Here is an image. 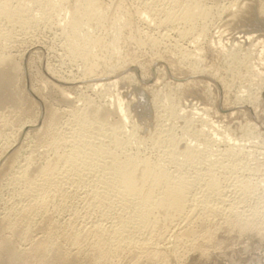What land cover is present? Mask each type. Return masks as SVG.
Segmentation results:
<instances>
[{
  "label": "rangeland",
  "instance_id": "rangeland-1",
  "mask_svg": "<svg viewBox=\"0 0 264 264\" xmlns=\"http://www.w3.org/2000/svg\"><path fill=\"white\" fill-rule=\"evenodd\" d=\"M46 1L42 0L43 5H28L30 9H27L25 23L27 20L29 22L25 26L9 24L6 19L0 18L1 51L10 56L16 65L10 93L16 95L13 93L9 96L8 106L4 104L6 106L0 108V264H8L10 246L12 250L16 248L19 255L23 254V262L17 264H65L67 260H62V254H68L66 256L72 260L69 264H96L99 261L100 264H264V0H180L178 3L174 0H101L106 8L102 15H107L104 16L103 25L86 23L81 31V34H85L88 30L86 34L91 32L90 35L101 42L92 48L95 58L93 56L87 64L83 57L74 54L63 33L68 21L66 19L71 16L68 11L70 6L80 0ZM58 1V4L63 2L61 6H56ZM118 1L121 2L117 4ZM120 4L121 9H117ZM188 8L193 9V17L189 23H183L180 17ZM122 17L131 19L128 18L132 29L120 28L125 20ZM97 25L100 27L97 28ZM233 50L238 51V60L229 54ZM92 63L95 64V72L86 73V66L94 67ZM109 81L115 82L108 84ZM91 82L99 85L90 87ZM65 96L70 103L64 100ZM118 103H121L127 119L124 133L120 135L121 148L116 149L117 153L140 156L154 163L156 161L169 173L175 172V175L187 180L191 177L188 181L193 180L188 195L191 207H187L186 215L188 213L192 219H189L190 226L195 230V236H191L188 241L176 237L178 228L166 232L162 226H159L160 229L156 226V231L155 228L146 227L140 232L136 231L134 243L128 244L129 247L122 244L124 247L121 245V250L118 248L116 251L114 247L110 250L111 242L114 243L111 228L117 225V219L112 217L121 211L120 200L114 192L106 191L105 196H101L105 186V183L101 184L104 182L101 171L84 172L86 176L73 177L70 182L56 181L55 188L58 186L61 189L52 188L55 192L51 189L52 196L49 199L52 200H47L48 204L51 202L47 204L49 208L44 206L48 210L41 205L34 206L35 209L29 208L31 212L29 209L24 212L27 208L20 209L26 204L24 200L19 203L17 197L24 185L17 181L15 184L11 179L18 163H23L26 158L35 162H29L30 167H41L55 154L69 151L74 146L72 139L75 137L79 141L75 136L79 126L74 115L92 104L105 106L112 111ZM171 107H174L175 112L171 111ZM53 111L59 116L50 127L51 131L48 124L51 122L49 114ZM117 119V114L113 113L109 122ZM99 128L91 126L87 129L93 131L91 141H97V133L103 132ZM50 136L55 137L53 139ZM235 143L238 148L232 153L229 147ZM187 145L195 151L193 160L183 156ZM211 177L218 184L219 193H223L227 199L225 205L217 203L218 196L207 190L205 184ZM97 195L99 198L96 199ZM202 197L207 200V204L211 200L209 209L218 204L216 209H204ZM231 201L237 207L243 206L247 213L258 207L257 220L261 228L241 229L235 222L234 213L226 205ZM102 213H105L103 219ZM7 223H15L18 227L14 226L12 230L7 227ZM184 223L181 221L179 227ZM27 225L30 226L28 233ZM102 225L109 232L105 234ZM54 226L59 229H54ZM89 226L91 229L98 226L99 231L97 227L92 231ZM71 227L74 236L79 234L81 238L79 244L69 240L73 237ZM58 232L67 235L64 233L60 237ZM86 235L89 238L84 237ZM41 238L59 248L49 253L53 254L52 257L46 255L48 261L45 259L43 263L37 259L40 257L34 253L32 246ZM100 240L104 247H110V252H115L106 253L101 258L103 261H97L100 257L95 251L96 246L93 247ZM138 240L141 241L139 245ZM80 246L83 249L77 248ZM130 250L133 252L130 253ZM150 256L152 259L148 261Z\"/></svg>",
  "mask_w": 264,
  "mask_h": 264
},
{
  "label": "bare ground",
  "instance_id": "bare-ground-1",
  "mask_svg": "<svg viewBox=\"0 0 264 264\" xmlns=\"http://www.w3.org/2000/svg\"><path fill=\"white\" fill-rule=\"evenodd\" d=\"M48 1V0H47ZM46 1V2H47ZM57 1V0H56ZM64 1V0H63ZM175 2H179L180 0H174ZM42 0H0V18L6 19L8 21L9 24H26L27 22H29L27 20V22L25 23L28 15H27V9L32 5V4H41ZM118 1L117 4H119ZM44 3V2H42ZM49 3V2H48ZM54 3V2H53ZM59 1L56 3L58 4ZM63 3V2H62ZM61 1L60 4L56 5V4H51L52 6L56 5V6H61L62 5ZM75 3V2H74ZM73 3V4H74ZM31 4V5H30ZM28 5H30L28 7ZM43 5V4H41ZM45 5V4H44ZM102 4L101 0H80L79 2L77 1L74 5H71L69 10V14L71 15L69 19H66L68 21H66V27H63L64 30V37L67 36L66 39H68V41L65 39V41H67V43L69 42V47L74 51V54L76 55H80L81 57H83V59L87 62L91 61L92 57L94 56V51L92 52V48L99 45V43H101L99 40V38L96 39V37H92V33L90 32L89 34H86L87 31H85V34H81L82 27L85 26L84 24L86 23H94L96 24H102L104 22V16L107 17V15H102L104 14V10L106 9ZM152 5V4H150ZM38 6V5H37ZM113 6V5H112ZM121 4L118 5L117 9H121L120 8ZM171 6V5H170ZM47 7V6H46ZM66 7V5L64 6ZM69 7V6H68ZM58 8V7H56ZM55 8V9H56ZM109 8V7H108ZM107 8V9H108ZM111 8H115V7H111ZM124 8V7H123ZM30 9V8H29ZM40 9V8H39ZM47 9V8H46ZM53 9V8H52ZM61 9V8H60ZM187 9V8H186ZM189 10L183 13V15L180 17V19H182V22L186 23L188 22L192 17H193V9L191 10V8H188ZM116 10V9H114ZM63 11V10H62ZM106 11V10H105ZM120 11V10H119ZM51 12V11H50ZM113 12V11H112ZM117 12V10L115 11ZM125 12V11H124ZM164 12V11H163ZM202 12V13H201ZM56 13V12H55ZM59 13V12H58ZM106 13V12H105ZM143 13V12H142ZM150 13V12H149ZM201 14H203V11H200ZM199 13V14H200ZM49 14V13H48ZM109 14V13H108ZM141 14V13H140ZM147 14V13H146ZM169 15H172V13H167ZM195 14V13H194ZM67 15V14H66ZM115 15V14H114ZM126 15V14H125ZM124 15V16H125ZM142 15V14H141ZM144 15V14H143ZM165 15V14H164ZM168 15V16H169ZM61 17V16H60ZM126 17V16H125ZM125 17H122L123 19ZM143 17V16H140ZM195 17V16H194ZM52 18V17H51ZM129 18V17H128ZM128 18H125L124 21H122V25L120 26V28L123 26L127 27L128 29L131 28V22ZM29 19V18H28ZM58 19V18H57ZM109 18H106V20H108ZM120 19V18H118ZM122 19V20H123ZM166 19V18H165ZM164 19V20H165ZM170 19V18H169ZM47 20V19H46ZM143 20V19H142ZM145 20V19H144ZM143 20V21H144ZM112 21V19H111ZM147 21V20H146ZM145 21V22H146ZM181 21V20H180ZM110 23V20L108 21ZM113 22V21H112ZM111 22V23H112ZM170 22V21H169ZM106 23V22H105ZM110 23V24H111ZM115 23V22H114ZM161 23V22H160ZM163 23V22H162ZM189 23V22H188ZM87 24V25H88ZM100 24V25H101ZM113 24V23H112ZM158 24V23H157ZM22 25V26H23ZM64 25V24H62ZM100 25H97L96 27H100ZM103 25V24H102ZM114 25V24H113ZM160 25V24H159ZM185 25V24H184ZM25 26V25H24ZM2 27V26H1ZM89 27L91 28V26L89 25ZM95 27V26H94ZM95 27V28H96ZM119 27V26H118ZM11 28V27H10ZM84 28V27H83ZM88 28V27H87ZM125 28V29H127ZM134 28V27H133ZM66 29V30H65ZM132 29V28H131ZM130 29V30H131ZM2 30V29H1ZM100 30V29H99ZM120 30V29H119ZM62 31V30H61ZM193 31V30H192ZM198 31V30H197ZM205 31V30H204ZM184 32V31H183ZM201 32H203L201 30ZM200 32V33H201ZM11 33V32H10ZM117 33V32H116ZM198 33V34H200ZM91 34V35H90ZM4 35V34H3ZM101 35V34H100ZM188 35V34H187ZM7 37V36H4ZM161 37V36H160ZM158 37V38H160ZM199 37V36H198ZM201 37V36H200ZM11 38V37H10ZM9 39V38H8ZM116 39V38H115ZM133 39V38H132ZM141 39V38H140ZM139 39V40H140ZM147 39V37H146ZM134 41V40H133ZM161 41V40H160ZM218 44V43H217ZM216 44V45H217ZM141 45V44H140ZM220 45V43H219ZM68 46V45H67ZM10 47V46H9ZM233 47V46H232ZM220 48V47H219ZM2 50L1 46H0V51ZM101 50V49H100ZM241 50V49H240ZM113 51V50H112ZM234 51V50H233ZM238 51H234L232 53H229L231 55V57L233 59H237L238 58ZM113 53V52H112ZM6 54V53H5ZM10 55V54H9ZM79 56V57H80ZM98 56V55H97ZM194 56V55H193ZM95 58V56L93 57ZM100 58V57H99ZM80 59V58H79ZM241 59V58H240ZM97 60V59H96ZM238 60V59H237ZM93 62V61H92ZM241 62V61H240ZM15 63V62H14ZM13 63L12 59L10 58V56L8 55H4V52L2 53V51L0 52V108L2 109L3 107H5L9 100V96L11 97V95H13V93L10 95V93L12 92L11 88L13 87V82L15 79V64ZM91 63V62H90ZM106 63V62H105ZM94 64V63H92ZM90 65V64H89ZM97 67V66H96ZM113 67V66H112ZM87 68V72L86 73H94L96 68H95V64L94 67L93 65L90 66H86ZM86 70V69H85ZM84 71V70H83ZM83 73V72H82ZM85 73V74H86ZM107 80V79H106ZM97 81V80H95ZM117 81V80H116ZM72 82V81H71ZM75 82V81H74ZM110 83L108 84H114L115 81H109ZM92 83V82H91ZM107 84V85H108ZM99 83H92L89 84L90 87L92 86H98ZM104 84H101V86H103ZM180 85V84H177ZM176 85V86H177ZM87 86V85H86ZM106 86V85H105ZM93 89V88H92ZM14 91V90H13ZM62 91V90H61ZM65 91V90H64ZM17 93V92H16ZM64 93V92H63ZM67 93V92H66ZM15 94V93H14ZM65 94V93H64ZM16 95V94H15ZM18 95V94H17ZM12 96V100H13ZM17 99V97H15ZM65 98L64 100L67 101L68 103H70V100L68 101V98L65 96L63 97ZM11 99V98H10ZM11 100V101H12ZM16 102V101H15ZM12 103V102H11ZM19 103V102H18ZM91 103V102H90ZM4 104H6L4 106ZM16 104V103H15ZM121 104V103H120ZM118 103L117 107L113 108V110H109L108 108L104 107H100V106H94L89 105L87 108L85 106V110L83 109L81 114L77 113L76 115H74V113H71L75 116V120H77L78 122V131L76 130V135L79 138V141L75 140V137L72 139L74 146H72V148H70L69 151H65L64 154H62L63 152H61V154L59 155V153H57V155L55 154L54 157L50 158L47 160L46 164L39 167V166H33L30 167L31 164L29 162V159L25 158V161L23 159V163L22 161L18 163L17 165V169L12 173L11 175V179L15 182H19L22 183L24 186L22 187V190H20L19 195L17 196L19 199V203L20 201H25L26 204L21 206V210H23L22 208H27V210L24 209L25 211H28V209L30 208H34V206L36 205H41V207L46 206L47 208H49L47 206V200H52V198L49 199L50 194H51V189L54 188V190H56V188L58 186L55 185L56 181H69L71 179V181L74 179L73 177H80L82 174L85 175L88 173H94L95 171H101L104 174V182L105 186H101V190L102 191V195H104V193L107 192H114L113 194H116L117 198H119L120 202H119V208H120V213H117V215H115V220L117 219V225L113 226V221L111 222V227L113 226V229L111 231L112 234V247H114L113 249H117L122 248L121 245L122 244H127V246L129 247V245L131 243H134V235H136V231L142 230V228H146L148 229V227L150 229L155 228L156 226H162V228L164 229V231H173V229L178 228L177 235L176 237H179L181 239H191V236H195V230H193L190 226V219L191 217L188 216V213L186 215V210L187 207H191L189 206L188 200H189V193L191 191V186L192 183L191 181H188L186 178H184L183 176H177V174L175 175L174 173L172 174V172H168L167 169H165L164 166L160 165V163H157L155 161L151 162L150 160H148L147 158H140L135 156V155H121L120 153H117L116 149L121 148V140L120 139V135L122 133H124L123 131V127L125 124V120L127 119V115L126 113L122 110L121 105ZM96 105V104H95ZM3 106V107H2ZM8 106V105H7ZM17 106V105H16ZM66 108V107H65ZM15 109V108H14ZM78 109V108H77ZM76 109V110H77ZM4 110V109H3ZM6 110V109H5ZM75 110V111H76ZM17 111V110H16ZM66 111V110H65ZM171 111L175 112L174 107H171ZM1 112V111H0ZM10 112V111H9ZM8 112V113H9ZM3 113V112H2ZM13 113V112H12ZM17 113V112H16ZM117 114L118 119L114 122H109V117L111 116V114ZM193 113V112H192ZM50 115V125L48 124L49 128L57 121L58 119V113L56 111H53ZM72 115V116H73ZM6 116V115H5ZM194 118V117H193ZM5 126V125H4ZM47 126V127H48ZM55 126V125H54ZM92 127H100L99 129H103V132L101 130V133L99 131V133H97V137L96 140L91 141V137H92V133L93 131L87 130L90 129ZM107 126V127H104ZM90 127V128H88ZM42 128V127H41ZM77 129V128H76ZM95 129V128H94ZM44 130V129H43ZM48 130V129H47ZM51 130V128H50ZM109 130V131H108ZM1 131V130H0ZM52 131V130H51ZM108 131V132H107ZM49 132V131H47ZM127 132V131H126ZM54 133V132H53ZM47 134V133H46ZM57 134V133H56ZM89 134H91V136H89ZM1 135V133H0ZM49 136V135H48ZM52 136V135H51ZM50 136V137H51ZM40 137V136H39ZM55 137V136H54ZM54 137H51L54 139ZM102 137V138H101ZM61 139V138H60ZM59 139V140H60ZM107 139V140H105ZM51 140V139H50ZM58 140V139H57ZM56 140V143H57ZM62 140V139H61ZM49 141V140H48ZM53 142V141H51ZM60 142V141H59ZM63 142V141H62ZM230 142V140L228 141ZM49 143V142H48ZM50 144V143H49ZM55 144V142H54ZM53 144V146H54ZM62 144V143H60ZM64 144V142H63ZM66 144V143H65ZM113 144V145H112ZM52 145V144H51ZM126 145V144H125ZM52 146V147H53ZM68 146V145H67ZM114 146V147H112ZM240 146V145H239ZM51 147V146H50ZM55 147V146H54ZM53 147V148H54ZM60 147H62L60 145ZM57 148V147H56ZM232 150V153L235 152V149L238 148V145L233 144L232 146L229 147ZM228 148V149H229ZM60 149V148H59ZM58 149V150H59ZM47 150V149H46ZM58 150H56L58 152ZM237 151V150H236ZM173 152V151H172ZM194 149H192L190 146H185V151L183 156H185L187 159H192L194 157ZM175 155V154H174ZM172 156V155H171ZM28 157V156H27ZM30 157V156H29ZM184 157V158H185ZM20 158V156L18 157ZM32 158V157H31ZM30 158V159H31ZM18 160V159H17ZM171 160V158H170ZM193 160V159H192ZM16 161V160H15ZM13 161V162H15ZM189 161V160H188ZM191 161V160H190ZM33 162V161H32ZM169 162V161H168ZM167 162V163H168ZM35 162H33L32 164H34ZM12 164V163H11ZM192 165V164H191ZM14 168V167H12ZM176 169V168H175ZM201 169V168H200ZM198 170V169H197ZM196 170V171H197ZM204 170V169H203ZM174 171V170H173ZM213 171V170H212ZM85 172V173H84ZM177 172V171H176ZM181 172V171H180ZM203 172V171H202ZM209 172V171H208ZM97 173V172H96ZM199 173V172H198ZM201 173V172H200ZM197 174V173H196ZM100 174H98L99 176ZM198 175V174H197ZM196 175V176H197ZM72 178H71V177ZM86 176V175H85ZM195 176V175H194ZM202 176V175H201ZM207 176V175H205ZM10 177V175H9ZM103 177V175H102ZM97 178V177H95ZM101 178V177H100ZM208 178V177H207ZM10 179V180H11ZM87 179V178H86ZM99 179V178H98ZM97 179V180H98ZM196 179V178H195ZM197 180V179H196ZM94 181V180H93ZM100 181V180H99ZM98 181V182H99ZM103 181V180H102ZM201 181V180H200ZM208 181V180H207ZM11 182V181H10ZM70 182V181H69ZM16 184V182H15ZM76 184V183H75ZM59 185V184H58ZM96 185V184H95ZM206 187L207 190L209 192H212V194H216L217 197V203L224 204V202H227V199L223 197V193L220 194L219 192V188H218V184L216 183L214 178H209V181L206 182ZM241 186V185H240ZM65 187V186H64ZM245 187V186H244ZM17 188V187H16ZM60 188V187H58ZM240 188V187H239ZM242 188V187H241ZM240 188V189H241ZM61 189V188H60ZM219 189V190H218ZM237 189V188H236ZM53 190V189H52ZM53 190V192H55ZM100 190V188H99ZM98 190V191H99ZM203 190V189H202ZM226 190V189H224ZM61 191V190H60ZM100 191V192H101ZM95 192V191H94ZM197 192V191H196ZM96 193V192H95ZM94 193V194H95ZM109 193L107 195H109ZM54 194V193H52ZM98 194V193H97ZM9 195V194H8ZM55 195V194H54ZM53 195V196H54ZM84 195V194H83ZM93 195V194H92ZM99 195V194H98ZM97 195L96 199L99 198V196ZM229 195V194H228ZM105 196V195H104ZM205 196V195H204ZM203 196V197H204ZM209 196V195H208ZM57 197V196H56ZM202 197V199H203ZM55 198V197H53ZM90 198V197H89ZM94 198V196H93ZM110 198V197H109ZM17 199V198H16ZM104 197L102 198L103 201ZM194 199V198H193ZM208 199V198H207ZM101 200V199H100ZM192 200V199H191ZM199 200L201 201V199L199 198ZM198 200V201H199ZM241 200V199H240ZM239 200V201H240ZM91 201V200H90ZM94 201V200H93ZM99 201V200H98ZM107 201V200H106ZM105 201V202H106ZM112 201V200H111ZM117 201V200H116ZM194 201V200H193ZM206 199H203V201H201L202 203L205 202V207L204 209L206 210H212L214 208L209 209L210 206L209 202H211V200L208 202V204L206 203ZM10 202V201H9ZM15 202V201H14ZM17 202V201H16ZM49 202V201H48ZM109 203V201H107ZM225 202V203H226ZM242 202V201H241ZM22 203V202H21ZM51 202H49L50 204ZM111 203V202H110ZM215 203V202H214ZM235 202L231 201L228 204H226L227 206L229 205V210H232V212L234 213V217L236 219V224L238 223L239 227L241 229H253L256 227H260L261 225L258 222V218H257V214L258 212V207H254L256 208V210H249L250 212L247 213L246 211H244L243 208V204L241 205V207H237L236 204H234ZM48 204V205H49ZM103 204V203H102ZM199 204V203H198ZM201 204V203H200ZM207 204V205H206ZM239 204V203H238ZM225 205V204H224ZM260 205V204H259ZM258 205V206H259ZM264 205V204H263ZM102 206V205H101ZM106 206V205H105ZM214 206V205H211ZM222 206V205H221ZM45 207V208H46ZM108 207V206H107ZM202 207V206H201ZM44 208V209H45ZM46 208V209H47ZM118 208V209H119ZM131 210L129 211L128 209ZM198 208V206H197ZM227 208V207H226ZM240 208V209H239ZM261 208V207H260ZM29 209V210H30ZM37 209V208H36ZM41 209V208H40ZM45 209V210H46ZM194 209V208H193ZM196 209V208H195ZM194 209V210H195ZM200 209V208H199ZM202 209V208H201ZM216 209V208H215ZM228 209V208H227ZM252 209V208H250ZM263 209V208H262ZM10 210V209H9ZM12 210V209H11ZM15 210V209H14ZM48 210V209H47ZM105 210V209H104ZM116 210V209H115ZM218 210V209H217ZM225 210V209H224ZM261 210V209H260ZM36 212H38V210H35ZM106 211V210H105ZM196 211V210H195ZM194 211V212H195ZM10 212V211H9ZM15 212V211H12ZM11 212V213H12ZM31 212V210H30ZM34 212V211H33ZM109 212V211H108ZM119 212V210H118ZM20 213V212H19ZM49 212H47L48 214ZM51 213V212H50ZM263 213V212H262ZM21 214V213H20ZM27 214V213H26ZM34 214V213H33ZM32 214V215H33ZM101 214V213H100ZM107 214V213H106ZM9 215V214H8ZM23 215V214H21ZM31 215V214H29ZM28 215V217H29ZM43 215V214H42ZM112 215V214H110ZM193 215V214H192ZM7 216V215H6ZM37 216V215H36ZM103 216H105V213H102V219ZM259 216V215H258ZM261 216V215H260ZM264 216V214H263ZM25 217V216H24ZM27 217V216H26ZM34 217V216H33ZM46 217V216H44ZM47 217H51V216H47ZM195 217V216H194ZM6 218V217H5ZM4 218V219H5ZM8 218V217H7ZM17 218V216L15 217ZM14 218V220H15ZM90 218V217H89ZM260 218V217H259ZM264 219V217H262ZM260 218V219H262ZM10 219V218H9ZM29 219V218H28ZM33 219V218H32ZM46 219V218H45ZM49 218H47L48 220ZM190 219V220H189ZM198 219V218H197ZM232 219V218H231ZM7 220V219H6ZM22 221V219H19ZM25 220V219H24ZM23 222H26L24 221ZM101 221V219H99ZM257 220V221H256ZM17 221V220H16ZM28 221V220H27ZM30 221V220H29ZM34 221V220H33ZM54 221V220H53ZM53 221H50L51 223H53ZM181 221H183V225L179 227V225H181ZM194 221V219H193ZM196 221V220H195ZM7 222V221H6ZM10 222V221H9ZM14 222V221H13ZM19 222V221H18ZM16 222V223H18ZM31 222V221H30ZM48 222V221H47ZM98 222V221H97ZM115 222V221H114ZM22 223V222H21ZM27 223V222H26ZM50 223V225H52ZM95 223V222H94ZM101 223V222H100ZM105 223V222H104ZM20 224V223H19ZM29 224V223H28ZM61 224V223H60ZM65 224V223H64ZM85 224V223H84ZM103 224V223H102ZM116 224V223H114ZM192 224V223H191ZM263 224V223H262ZM67 225V224H65ZM69 225V223H68ZM93 225V224H92ZM95 225V224H94ZM14 226L13 223H7V227H9L10 229L14 230ZM23 226V225H22ZM33 226V225H32ZM60 226V225H59ZM64 226V225H63ZM62 226V227H63ZM72 226V225H70ZM81 226V225H80ZM84 226V225H83ZM91 226V224H90ZM89 226V229H91V227ZM18 227V226H17ZM21 227V226H20ZM24 227V226H23ZM22 227V228H23ZM41 227V226H40ZM53 227V226H52ZM68 227V226H67ZM75 227V226H74ZM77 227V226H76ZM75 229H78V227ZM86 227V226H85ZM84 227V228H85ZM95 230V227H97V230L99 229L98 226H93ZM103 227V225H102ZM152 227V228H151ZM175 227V228H174ZM262 227H264V224L262 225ZM45 229V227H43ZM57 228L56 226H54V229ZM65 228V226H64ZM69 228V227H68ZM73 227H71V231ZM83 228V229H84ZM88 228V227H86ZM157 228V229H158ZM205 228V227H204ZM6 229V228H5ZM59 229V228H57ZM61 229V228H60ZM63 229V228H62ZM61 229V230H62ZM67 229V228H66ZM74 229V230H75ZM82 229V230H83ZM88 229V231H90ZM91 229V230H92ZM103 230L106 228H102ZM146 229V230H147ZM160 229V228H159ZM162 229V230H163ZM264 228H262L263 230ZM23 229H20V231ZM26 230V228H25ZM33 230V229H32ZM41 230V229H40ZM51 230V229H49ZM48 230V231H49ZM65 230V229H64ZM69 230V231H70ZM80 230V229H79ZM92 230V231H93ZM154 230V229H152ZM151 230V235L153 234V231ZM19 231V230H18ZM19 231V233H20ZM30 231V226L27 225V233ZM44 231V230H43ZM56 231V230H53ZM67 231V230H66ZM70 231V232H71ZM76 231V230H75ZM85 231V230H84ZM91 231V232H92ZM99 231V230H98ZM105 231V230H104ZM107 231L109 232V229L105 231V234L107 233ZM156 231V228H155ZM160 230H158L159 232ZM175 231V230H174ZM17 232V231H16ZM22 232V231H21ZM24 232V230H23ZM63 232V231H62ZM77 232V231H76ZM91 232H89V234H91ZM140 232V231H139ZM199 232V231H197ZM261 232V231H260ZM26 233V234H27ZM51 233V232H50ZM59 233V232H58ZM65 233V232H64ZM60 234L61 235H65V234ZM68 233V232H67ZM73 233V231H72ZM82 233V232H81ZM99 233V232H98ZM97 233V234H98ZM104 234V232H102ZM45 234V233H44ZM46 234H49L46 233ZM53 234V232H52ZM71 234V233H70ZM76 234V233H75ZM83 234V233H82ZM86 234V231H85ZM84 234V235H85ZM100 234L102 238H104L102 235ZM170 234V233H169ZM20 235V234H18ZM17 235V237H18ZM29 235V234H28ZM32 233H31V237H32ZM43 235V234H42ZM67 235V234H66ZM81 235V234H80ZM138 235V234H137ZM141 235V234H140ZM159 235V234H157ZM23 236V234H22ZM27 236V235H26ZM26 236H24V238H27ZM55 236V235H51ZM58 238V235H56ZM69 236V234H68ZM106 236V235H105ZM146 236V235H145ZM164 236V235H161ZM67 237V236H66ZM65 237V238H66ZM70 237V236H69ZM68 237V238H69ZM81 237V236H80ZM83 237V236H82ZM89 238L87 235L84 236ZM83 237V238H84ZM97 237V235L95 236ZM94 237V241L96 240ZM101 237H97L98 239H101ZM107 237V236H106ZM109 235V238H111ZM136 237V236H135ZM38 238V237H37ZM43 238V237H42ZM38 239V241L32 245L34 246L33 250L35 251L34 253H36V255H38L40 258L41 262L43 263L44 260L47 258L46 255H49L48 257L50 258V256L53 254H49L50 252H54L56 251L57 247H55L54 244L52 243H48L46 240L43 239ZM45 238V237H44ZM48 238V236H47ZM86 238V239H87ZM93 238V237H92ZM90 238V239H92ZM108 238V239H109ZM159 238V236H158ZM178 238V240H179ZM193 238V237H192ZM32 239V238H31ZM50 239V238H48ZM47 239V240H48ZM52 239V238H51ZM50 239V240H51ZM59 239V238H58ZM63 238H61L62 240ZM71 239L72 243H80L78 242L79 239V234L76 236H74L73 233V237H70L69 240ZM85 239V238H84ZM89 239V240H90ZM106 239V238H104ZM138 239V238H137ZM35 240V239H34ZM55 240V239H54ZM66 240V239H65ZM83 240V239H82ZM88 240V241H89ZM136 240V239H135ZM158 240V239H157ZM7 241V240H6ZM13 241V240H12ZM57 241V240H56ZM64 241V240H62ZM68 240H66L67 242ZM85 241V240H84ZM102 240H100V242H96V245H94L93 247L95 248L96 246V250L98 252V257H100L97 261H99L101 258H104L105 254L109 253V248L104 247V245L101 243ZM139 241L138 240V245H139ZM188 241V240H187ZM5 242V241H4ZM91 242V240H90ZM141 242V241H140ZM179 242H182V240H179ZM32 243V242H31ZM54 243V242H53ZM57 242H55L56 244ZM71 243V244H72ZM82 243V242H81ZM84 243V242H83ZM86 243V241H85ZM89 243V242H88ZM92 243V242H91ZM94 243V242H93ZM105 243V242H104ZM136 243V242H135ZM142 243L144 244V242L142 241ZM147 243V242H146ZM30 244V243H29ZM61 244V243H60ZM66 244V243H65ZM69 244V242H68ZM115 244V246H113ZM129 244V245H128ZM137 244V243H136ZM141 244V243H140ZM15 245V244H14ZM62 245V244H61ZM76 245V244H75ZM87 245V244H86ZM93 245V244H92ZM110 245V244H109ZM108 245V246H109ZM136 245V246H138ZM180 245V244H179ZM9 246V245H8ZM21 246V245H20ZM59 246V245H58ZM74 246V245H73ZM71 246V247H73ZM77 246V245H76ZM106 246V245H105ZM123 246V245H122ZM132 246V245H131ZM130 246V247H131ZM135 246V245H134ZM142 246V244H141ZM16 247V246H15ZM60 247V246H59ZM69 247V246H68ZM124 247V246H123ZM151 247V246H150ZM9 248H11L9 251V257H8V264H17L19 262H21L23 260L22 256L23 254L20 253V255L14 250H12V247L10 246ZM56 248V249H55ZM63 248V247H62ZM75 248V246L73 247ZM78 249L81 248L77 247ZM76 248V250H77ZM132 248V247H131ZM138 248V247H137ZM21 249V248H20ZM83 249V248H81ZM91 249V246H90ZM93 249V248H92ZM91 249V250H92ZM125 249V248H124ZM135 249V248H134ZM133 249V251H134ZM142 249V248H141ZM63 250V249H62ZM121 250V249H120ZM140 250V249H139ZM153 250V249H152ZM6 251V250H5ZM19 251V249H18ZM25 251V250H24ZM64 251V250H63ZM68 251V250H67ZM74 251V250H73ZM71 251V253L73 252ZM108 251V252H107ZM132 250H130L131 253ZM132 251V252H133ZM145 251V250H144ZM155 251V250H154ZM159 251V250H158ZM183 251V250H182ZM59 252V250H58ZM57 252V253H58ZM75 252V251H74ZM79 252V250H78ZM94 253V251H92ZM113 253L114 250L112 251ZM110 252V253H112ZM120 252V251H119ZM118 252V253H119ZM148 252V251H147ZM156 252V251H155ZM24 253V252H22ZM62 253V252H61ZM66 253V252H65ZM68 253V252H67ZM76 253V252H75ZM96 253V252H95ZM94 253V254H95ZM112 253V254H113ZM117 253V252H116ZM136 253V252H135ZM30 254V253H29ZM28 254V255H29ZM73 254V253H72ZM88 254V253H87ZM93 254V255H94ZM120 254V253H119ZM137 254V253H136ZM135 254V255H136ZM150 254V253H149ZM22 255V256H21ZM25 255V254H24ZM60 255V253H59ZM68 255V254H62V260L65 259L67 260V262H65V264H69V262H72V260L68 259V256L64 257V256ZM75 255V254H74ZM77 255V253H76ZM81 255V254H80ZM111 255V254H109ZM157 255V254H156ZM155 255V256H156ZM160 255V254H159ZM163 255V254H162ZM26 256V255H25ZM24 256V257H25ZM34 256V255H33ZM37 256V257H38ZM51 256V257H52ZM54 256H58L55 255ZM88 256V255H87ZM96 256V255H95ZM60 257V256H59ZM60 257V258H61ZM64 257V258H63ZM71 257V256H70ZM86 257V255H85ZM90 257V256H89ZM97 257V258H98ZM106 257H110V256H106ZM151 257V256H150ZM161 257V256H160ZM26 258V257H25ZM24 258V259H25ZM74 258V257H73ZM93 258V257H92ZM55 259V258H54ZM78 259V258H77ZM135 259V258H134ZM150 259V260H149ZM148 261H151L152 257L149 258ZM29 260V259H28ZM52 260V259H51ZM50 260V262H51ZM61 260V261H62ZM70 260V261H68ZM76 260V259H75ZM83 260V258H82ZM93 260V259H92ZM95 260V259H94ZM102 260V259H101ZM106 260V259H105ZM30 261V260H29ZM35 261V260H34ZM46 261H48L46 259ZM57 261V260H56ZM55 261V262H56ZM78 261V260H77ZM103 261V260H102ZM134 261V260H133ZM132 261V262H133ZM137 261V260H136ZM145 261V260H144ZM23 262V261H22ZM60 262V261H59ZM75 262V261H74ZM105 262V261H104ZM107 262V261H106ZM131 262V263H132ZM46 263V262H45ZM48 263V262H47ZM95 263V262H94ZM139 263V262H138ZM137 263V264H138ZM144 263V262H143ZM142 263V264H143ZM24 264V263H23ZM29 264V263H28ZM32 264V263H31ZM40 264V263H39ZM49 264V263H48ZM52 264V262L50 263ZM54 264V263H53ZM57 264V263H55ZM61 264V263H60ZM64 264V263H63ZM96 264H100L96 263ZM141 264V263H140ZM148 264H153V262Z\"/></svg>",
  "mask_w": 264,
  "mask_h": 264
}]
</instances>
